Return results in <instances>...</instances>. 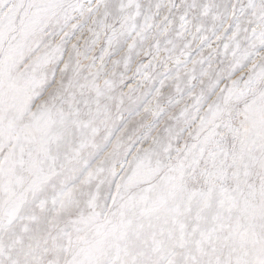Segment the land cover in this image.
<instances>
[{
    "label": "snow or ice",
    "instance_id": "obj_1",
    "mask_svg": "<svg viewBox=\"0 0 264 264\" xmlns=\"http://www.w3.org/2000/svg\"><path fill=\"white\" fill-rule=\"evenodd\" d=\"M0 264H264V0H0Z\"/></svg>",
    "mask_w": 264,
    "mask_h": 264
}]
</instances>
